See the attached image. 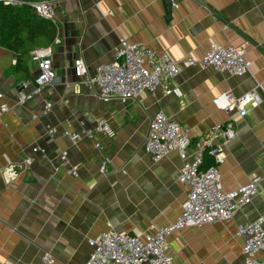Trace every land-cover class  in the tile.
<instances>
[{"label":"crops","instance_id":"crops-1","mask_svg":"<svg viewBox=\"0 0 264 264\" xmlns=\"http://www.w3.org/2000/svg\"><path fill=\"white\" fill-rule=\"evenodd\" d=\"M170 1L171 8L165 0H51L56 78L38 92L32 50L21 67L18 54L0 45V104L7 105L0 114V169L12 165L17 174L11 181L0 174V264H41L46 252L57 264H86L87 240L101 232H147L173 223L186 198L177 179L182 162L174 150L153 161L144 149L157 112L187 128L188 157L204 148L215 123L231 122L236 135L220 143L217 164L223 189L258 178L251 202L232 220L185 227L167 238L165 251L173 264L242 261L237 225L261 218L264 226V0ZM120 38L167 52L179 73L125 104L103 101L98 86L80 82L72 64L81 57L94 75L114 61ZM244 42L251 68L242 76L182 62L200 60L212 43ZM167 87L179 94H167ZM228 88L235 97L255 92L257 101L243 113L216 107L212 99ZM19 92L30 97L19 102ZM101 120L113 136L97 129ZM74 132L80 134L75 142L67 135ZM63 150L66 164L59 159Z\"/></svg>","mask_w":264,"mask_h":264},{"label":"built area","instance_id":"built-area-1","mask_svg":"<svg viewBox=\"0 0 264 264\" xmlns=\"http://www.w3.org/2000/svg\"><path fill=\"white\" fill-rule=\"evenodd\" d=\"M10 4H30L36 14L46 19L55 16L51 0H0ZM247 43L240 45H222L212 43L200 60L185 57L182 62L187 65L200 63L210 66L216 71L229 75L242 76L250 72L251 60L246 55ZM32 57L37 64L38 72L33 78L35 92L42 86L51 84L56 78L52 66V46L35 47ZM114 61L96 67L94 75H90L83 58L74 59L72 69L80 82L98 86V96L103 101L116 99L125 104L138 98L141 92H154L158 83L168 85L170 78L179 73L177 61L171 59L167 52L157 53L143 43H130L124 38L119 39L114 53ZM167 94H179L177 89L167 87ZM0 93V97H2ZM30 94L19 92L18 101L23 102ZM255 92L249 91L235 97L228 88L212 99L213 104L227 112L233 107L241 113L249 102L255 103ZM48 107V105L46 106ZM7 110L6 103L0 104V114ZM97 129L108 136H113L115 130L105 121L98 122ZM52 131V130H49ZM188 130L175 120H170L162 112L154 114L148 124L144 140V149L153 161H157L170 151L178 153L181 160L177 179L186 188V198L182 203L181 213L176 220L167 226H149L147 232H117L113 230L99 233L89 238L87 244L90 252L86 264H173L172 256L166 250L167 238L173 233L189 226H201L217 221H230L237 209L251 202L257 190L258 178L254 177L236 189H223L221 176L217 168L221 160V144L235 137L231 122L215 123L207 134L204 148L212 156V164L202 167L203 149L194 151L188 157L187 148L190 145ZM75 142L79 133H67ZM91 136L90 132L86 133ZM98 147L97 143H94ZM34 152L44 153V149L33 146ZM59 159L67 163V151H61ZM30 160H26L28 164ZM76 175L75 171L71 172ZM0 174L7 180L17 176L13 166L0 169ZM236 233L242 238L243 259L237 264H264L259 254L264 250L263 219L255 218L239 223ZM41 264H57L56 258L49 252L41 256Z\"/></svg>","mask_w":264,"mask_h":264},{"label":"trees","instance_id":"trees-1","mask_svg":"<svg viewBox=\"0 0 264 264\" xmlns=\"http://www.w3.org/2000/svg\"><path fill=\"white\" fill-rule=\"evenodd\" d=\"M56 32L54 21L38 16L30 4L0 1V45L18 54L20 66L35 47L51 45ZM212 162V156L205 150L202 167Z\"/></svg>","mask_w":264,"mask_h":264},{"label":"water","instance_id":"water-1","mask_svg":"<svg viewBox=\"0 0 264 264\" xmlns=\"http://www.w3.org/2000/svg\"><path fill=\"white\" fill-rule=\"evenodd\" d=\"M165 2H166V4H167V6H168L169 8H171L172 2H171L170 0H165Z\"/></svg>","mask_w":264,"mask_h":264},{"label":"bare ground","instance_id":"bare-ground-1","mask_svg":"<svg viewBox=\"0 0 264 264\" xmlns=\"http://www.w3.org/2000/svg\"><path fill=\"white\" fill-rule=\"evenodd\" d=\"M205 150H207V149H206V148H204V150H203V158H204V151H205Z\"/></svg>","mask_w":264,"mask_h":264}]
</instances>
